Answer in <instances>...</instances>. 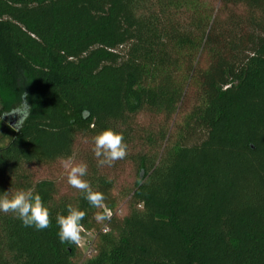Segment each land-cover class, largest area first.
Instances as JSON below:
<instances>
[{
  "label": "trees",
  "instance_id": "trees-1",
  "mask_svg": "<svg viewBox=\"0 0 264 264\" xmlns=\"http://www.w3.org/2000/svg\"><path fill=\"white\" fill-rule=\"evenodd\" d=\"M23 92L0 194L33 189L51 225L0 212V264H264V0H0V115ZM108 128L128 155L101 167ZM68 157L110 221L67 184ZM68 205L87 253L59 240Z\"/></svg>",
  "mask_w": 264,
  "mask_h": 264
},
{
  "label": "clouds",
  "instance_id": "clouds-1",
  "mask_svg": "<svg viewBox=\"0 0 264 264\" xmlns=\"http://www.w3.org/2000/svg\"><path fill=\"white\" fill-rule=\"evenodd\" d=\"M32 107L28 103V93L23 92L20 102L8 113L0 115V120L5 116L16 115L19 119L15 124H9L13 131L20 132L27 119L31 116ZM93 153L97 158L98 166L111 167L118 160L128 155V145L122 133L111 128L104 129L93 138ZM61 165L66 171L67 184L84 194L88 203L101 211L94 215L97 223L105 224L112 219L113 213L105 206V196L100 191H94L91 184L84 177L88 174L86 163L75 162L73 157L61 160ZM0 212L13 213L20 219L24 226H32L36 230H44L50 227L51 217L49 209L45 206L42 197L33 189L17 190L0 194ZM86 211L72 205L67 206V214H57L56 223L59 228L58 237L60 242L75 244L82 243L83 225L81 221L86 217ZM108 228L105 225V231Z\"/></svg>",
  "mask_w": 264,
  "mask_h": 264
},
{
  "label": "rangeland",
  "instance_id": "rangeland-1",
  "mask_svg": "<svg viewBox=\"0 0 264 264\" xmlns=\"http://www.w3.org/2000/svg\"><path fill=\"white\" fill-rule=\"evenodd\" d=\"M7 121L0 122V146L6 145L13 136V130L8 126ZM94 239V234L86 231H82V243L80 245L82 251L87 253L89 250V244Z\"/></svg>",
  "mask_w": 264,
  "mask_h": 264
},
{
  "label": "water",
  "instance_id": "water-1",
  "mask_svg": "<svg viewBox=\"0 0 264 264\" xmlns=\"http://www.w3.org/2000/svg\"><path fill=\"white\" fill-rule=\"evenodd\" d=\"M3 119L5 120V121H7L8 122V124H15L16 123V121L19 119V117L18 116H16V115H9V116H5V117H3Z\"/></svg>",
  "mask_w": 264,
  "mask_h": 264
}]
</instances>
